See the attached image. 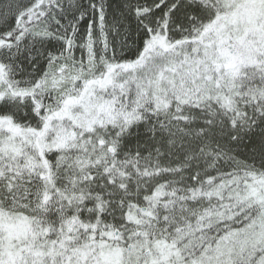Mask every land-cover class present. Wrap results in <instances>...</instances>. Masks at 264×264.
<instances>
[{
    "label": "snow or ice",
    "instance_id": "obj_1",
    "mask_svg": "<svg viewBox=\"0 0 264 264\" xmlns=\"http://www.w3.org/2000/svg\"><path fill=\"white\" fill-rule=\"evenodd\" d=\"M0 264H264V0H0Z\"/></svg>",
    "mask_w": 264,
    "mask_h": 264
}]
</instances>
